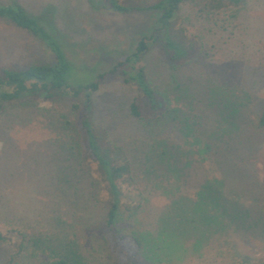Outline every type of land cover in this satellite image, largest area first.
<instances>
[{"label": "trees", "instance_id": "obj_1", "mask_svg": "<svg viewBox=\"0 0 264 264\" xmlns=\"http://www.w3.org/2000/svg\"><path fill=\"white\" fill-rule=\"evenodd\" d=\"M187 3L160 0L127 7L105 0L104 6L119 13L159 12L157 39L178 68L200 47L186 27H178ZM242 3L207 0L205 7L220 11ZM27 9L21 0H0V19L36 39L50 60L22 70L3 69L0 112L25 97L64 94L84 96L85 106L75 110L76 122L64 123L56 142L52 187L66 204V218L56 214L46 233L17 241L0 232V244L13 250L2 264H192L213 248L220 254L229 249L230 255L237 240L264 245V184L252 161L262 147L264 110L253 120L245 110L250 97L244 99L217 80L176 70L160 94L143 64L146 39L92 83L77 84L71 80L79 70L53 30L56 18ZM117 75L134 83L157 112L146 120L133 103L131 115L144 132L120 146L109 142L91 119L92 95L102 81ZM172 96L181 108L173 107ZM157 197L163 205L152 202ZM240 264H264V257L257 263L243 258Z\"/></svg>", "mask_w": 264, "mask_h": 264}, {"label": "rangeland", "instance_id": "obj_2", "mask_svg": "<svg viewBox=\"0 0 264 264\" xmlns=\"http://www.w3.org/2000/svg\"><path fill=\"white\" fill-rule=\"evenodd\" d=\"M21 1L31 14L56 18L53 30L79 70L71 80L77 84L92 83L98 74L110 70L133 53L141 39H146L149 51L143 64L160 94L165 93L164 80L176 70L186 76L217 80L235 88L244 99L250 97L245 110H250L253 120L264 110V0H243L240 5L220 11L205 7L207 0H188L178 27H186L200 47L193 59L178 68L157 39V11L112 12L105 9V0ZM118 1L127 7H144L160 0ZM49 60V53L36 39L0 19V76L5 68L22 70ZM171 99L173 107L181 108V102L177 105L175 97ZM84 101V96L66 94L51 99L25 97L5 104L0 112V232L13 240L46 233L56 214L66 218V204L52 187L57 167L54 154L60 128L68 120L77 121L75 110H83ZM92 102L94 126L117 146L131 143L144 132L131 115L133 103L146 120L157 114L151 111L138 87L118 75L101 82ZM252 161L264 184V135L262 147ZM152 202L161 206L165 201L157 197ZM98 211L97 219L102 214ZM236 244H231L236 248L230 255L229 249L220 254L213 248L204 259L195 258L192 264H240L243 258L257 263L264 257L262 243L237 240ZM12 251L11 246L0 244V264Z\"/></svg>", "mask_w": 264, "mask_h": 264}]
</instances>
